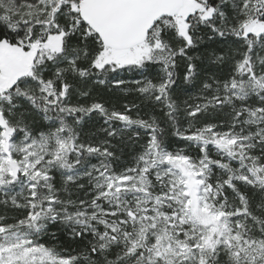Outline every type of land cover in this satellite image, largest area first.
Instances as JSON below:
<instances>
[{"label":"snow or ice","instance_id":"snow-or-ice-1","mask_svg":"<svg viewBox=\"0 0 264 264\" xmlns=\"http://www.w3.org/2000/svg\"><path fill=\"white\" fill-rule=\"evenodd\" d=\"M0 264H264V0H0Z\"/></svg>","mask_w":264,"mask_h":264}]
</instances>
